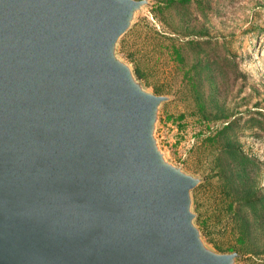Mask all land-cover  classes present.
Returning a JSON list of instances; mask_svg holds the SVG:
<instances>
[{"label":"water","instance_id":"95a60500","mask_svg":"<svg viewBox=\"0 0 264 264\" xmlns=\"http://www.w3.org/2000/svg\"><path fill=\"white\" fill-rule=\"evenodd\" d=\"M150 0H0V264H238L118 42Z\"/></svg>","mask_w":264,"mask_h":264},{"label":"rangeland","instance_id":"374dc122","mask_svg":"<svg viewBox=\"0 0 264 264\" xmlns=\"http://www.w3.org/2000/svg\"><path fill=\"white\" fill-rule=\"evenodd\" d=\"M150 2L119 39L118 55L148 90L170 96L157 136L170 160L201 178L192 208L206 242L239 252L238 264H264V0ZM228 142L249 160L229 157ZM253 193L263 204L255 209L243 203Z\"/></svg>","mask_w":264,"mask_h":264},{"label":"trees","instance_id":"16d2710c","mask_svg":"<svg viewBox=\"0 0 264 264\" xmlns=\"http://www.w3.org/2000/svg\"><path fill=\"white\" fill-rule=\"evenodd\" d=\"M189 0H167V5H171V4H176V5H183V4H185V3H187ZM198 44H201V43H198V42H196L195 44H193V46H196V45H198ZM174 51V53L176 54V57H177V59L179 60V61H183V58H182V56H181V54H180V52H179V49L178 48H176L175 50H173ZM187 74V77L189 78V80H191V82H192V78H193V76L191 75V74H189L188 72L186 73ZM192 84H193V90H194V93H195V95L196 96H198L199 97V94H198V92L196 91V89H195V86H196V83L195 82H192ZM197 107H198V110H197V112H199L202 116H204V113H205V111H204V105H203V103H202V101H198L197 102V105H196ZM221 111V110H220ZM229 124L230 123H228V124H226L221 130H219V132L218 133H216V135L214 136V141H219L220 140V138L221 137H224L225 136V133H226V130L228 129V127H229ZM217 137V138H216ZM219 138V139H218ZM209 140H211L212 138L210 137V138H208ZM222 148H223V151L229 156V157H231V158H233V159H235V160H239V161H241V162H247L248 160H249V158L247 157V155L246 154H244L241 150H240V148L238 147V146H236V145H234L233 143H226V145H222ZM243 203L246 205V206H248V207H250V208H252V209H255V207L257 206V205H261L262 203L260 202V197L258 196V195H256V194H252V195H250V196H248V197H246V198H244V200H243ZM263 205V204H262ZM239 250H242V251H245V252H247V250L246 249H244V248H242V247H240L239 248ZM262 253L264 254V250L262 251Z\"/></svg>","mask_w":264,"mask_h":264}]
</instances>
